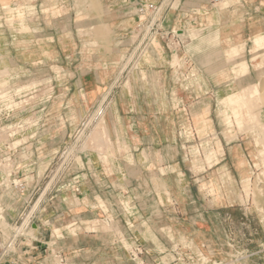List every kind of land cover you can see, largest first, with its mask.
Here are the masks:
<instances>
[{"label": "crops", "instance_id": "1", "mask_svg": "<svg viewBox=\"0 0 264 264\" xmlns=\"http://www.w3.org/2000/svg\"><path fill=\"white\" fill-rule=\"evenodd\" d=\"M15 1L19 0H10L9 5ZM145 1L101 0L102 16L93 18H98L96 25L102 23L111 30L106 41L73 38L64 32L49 36L41 53L19 40L7 48L15 61L13 69L30 71L43 65L49 76L44 82L51 80L48 86L53 89L44 94L47 125L18 132L27 138L18 149L26 151L27 157L20 160L16 176L27 185L11 204L6 201L5 216L15 222L30 203L41 202L26 228L30 234L22 235L13 254L0 264L128 261L129 254L117 244L121 237L117 230L128 232L132 239L144 223L153 229L157 226L158 195L155 191L149 198L142 185L157 183L164 176L160 169L166 167L165 154L173 147L165 145L164 136L173 134L181 120L209 104L211 93L224 96L232 87L237 91L242 87L251 88L253 96L258 90L250 86L259 81L264 66L255 70L247 58L264 53V0H172L152 39L137 48L143 30L135 31L149 18L137 14L136 7ZM172 31L182 44L170 39ZM11 37L12 41L19 38L15 33ZM37 52L43 63L34 62L32 55ZM130 56L123 78L112 89L122 62ZM244 90L228 98L234 110L243 106ZM105 93L109 110L103 118L109 122L108 134L122 140L102 149L114 151L113 155L99 154L100 149L92 144L71 143L81 121L90 116ZM118 146L125 153H116ZM72 147L69 166L56 176L54 170L47 171L58 152ZM103 226L110 228L104 230Z\"/></svg>", "mask_w": 264, "mask_h": 264}, {"label": "rangeland", "instance_id": "2", "mask_svg": "<svg viewBox=\"0 0 264 264\" xmlns=\"http://www.w3.org/2000/svg\"><path fill=\"white\" fill-rule=\"evenodd\" d=\"M160 2L147 0L142 3L158 5ZM171 2L165 0L160 19ZM0 3L3 4L0 6V41L4 39V46L0 44V49H4V52L0 51V174L3 176L0 177V230L7 241L22 222L21 219L8 221L4 205L7 200L11 204L21 193L12 182H19L16 176L20 171L18 164L27 153L18 149L24 146L27 138L18 132L47 125L43 110L48 100L44 99V94L52 88L48 86L51 80L44 82L49 76H45L47 72L43 71V65L30 71L13 69L15 61L11 52L6 53L7 48L19 40L21 45L36 47L41 53L51 35L57 37L67 32L73 38L92 37L90 40L106 41L111 30L102 23L95 24L98 18L93 16H102L101 0H19L13 6L9 5L10 0H0ZM212 3L216 2L213 0ZM147 27L148 22L135 34ZM155 29L145 41L152 39ZM12 33L19 38L12 41ZM85 42L96 46L95 42ZM38 52L32 55L36 58L34 62L43 63ZM247 62L257 70L264 66V53L247 58ZM123 76L124 71H119L112 89ZM122 84L121 81V89ZM250 87L258 90L253 96H247L243 106L235 110L229 105L228 98L240 95L246 88L237 91L232 87L224 96L211 93L209 104L203 105L199 113L181 120L173 134L164 136L165 145L173 146L165 154L166 167L160 169L164 176L158 178L157 183L142 185L149 198L155 191L158 195V212L154 215L157 226L153 229L152 225L144 223L132 239L128 232L117 230L121 236L117 244L130 256L128 261L120 264H264L263 72H260L259 81ZM106 95L90 116L81 121L71 143L92 144L100 149L99 154L113 155L114 151L102 152V149L112 142L122 143V140L108 134L109 122L103 118L104 112L109 110ZM224 114L227 120H224ZM12 138L14 141L10 140ZM118 148L116 153H125L122 146ZM72 149L58 152L53 167L47 171L54 170L55 176L60 174L61 169L72 162ZM30 206L31 203L23 209L24 214ZM28 219L22 233L18 234H26ZM109 228L103 226L104 230Z\"/></svg>", "mask_w": 264, "mask_h": 264}, {"label": "built area", "instance_id": "3", "mask_svg": "<svg viewBox=\"0 0 264 264\" xmlns=\"http://www.w3.org/2000/svg\"><path fill=\"white\" fill-rule=\"evenodd\" d=\"M214 1L219 2L220 0H214ZM164 4H165V0H161V2L158 5L155 3H141L137 5L136 7L137 14L146 15L149 18L148 27H147L148 29L143 30L142 38L140 39L137 45L138 48H140L142 44L145 42V38L148 36L151 30L152 29L154 30V27L157 28V25H158V22L161 16L159 13ZM141 27L143 28L144 26L141 25L140 28ZM169 35H170V38H172L173 42H175L178 45L181 43V40L177 36L175 31L170 32ZM12 184H13V187L20 192L24 191L27 185L25 182H19L18 184H16L14 183V181L12 182ZM47 185L48 184H46V186ZM40 195H42V192L39 194L38 198L40 197ZM40 202H41V199H36L29 207L27 213L22 214V216L24 217H21L22 222L20 223V225L23 223L24 219L29 216L26 228L29 226V221L33 217L35 209ZM21 236L22 235H19V234L17 235L16 232L14 231L11 237L7 241H5L3 238L2 232L0 230V263H2L6 258L10 257L13 254L15 246L18 242V238Z\"/></svg>", "mask_w": 264, "mask_h": 264}, {"label": "bare ground", "instance_id": "4", "mask_svg": "<svg viewBox=\"0 0 264 264\" xmlns=\"http://www.w3.org/2000/svg\"><path fill=\"white\" fill-rule=\"evenodd\" d=\"M138 48V47H137ZM136 48V49H137ZM131 58H132V56H130L129 58H127V61L124 63V65H123V67H122V69L120 70V72L122 73L123 71H124V69L126 68V66L129 64V62H130V60H131ZM252 92H253V90L251 89V88H247L246 90H244V96H245V98H248L247 96H252ZM105 95V94H104ZM249 100V99H248ZM101 107V106H100ZM98 109H99V107H98ZM96 112V111H95ZM98 112V111H97ZM95 114V113H94ZM93 115V114H92ZM92 115H91V117H92ZM96 115H98V114H96ZM97 118V117H96ZM92 119H94V118H92ZM92 121V120H91ZM90 122V121H89ZM88 123V122H87ZM97 125V124H96ZM88 126V125H87ZM262 126V125H261ZM264 126V125H263ZM261 127L262 129H263V131H264V127ZM260 128V127H259ZM262 129H261V132H262ZM82 133V132H81ZM262 134H264V132L262 133ZM80 135V134H79ZM78 137V136H77ZM80 138V137H79ZM79 140V139H78ZM71 146V145H70ZM83 147H84V145H83ZM73 150V149H72ZM67 153V152H66ZM70 153H71V151H70ZM70 155V154H69ZM66 158V157H65ZM7 165H9V164H7ZM19 183V182H18ZM17 183V184H18ZM255 195V194H254ZM257 196V195H256ZM29 217V216H28ZM28 217H26V219L24 220V222L20 225V226H18L17 228H16V234H18V233H22V231H23V227H24V224H25V221L27 220V218ZM25 228V227H24ZM26 234H27V232H26ZM20 235V234H19Z\"/></svg>", "mask_w": 264, "mask_h": 264}]
</instances>
